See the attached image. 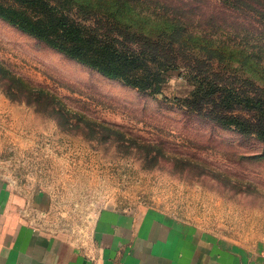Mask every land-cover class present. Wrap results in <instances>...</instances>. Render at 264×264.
I'll list each match as a JSON object with an SVG mask.
<instances>
[{"label": "rangeland", "instance_id": "1", "mask_svg": "<svg viewBox=\"0 0 264 264\" xmlns=\"http://www.w3.org/2000/svg\"><path fill=\"white\" fill-rule=\"evenodd\" d=\"M175 1L199 5L203 18L224 12L222 0ZM0 4L8 9L0 12V62L26 87L11 95L0 80V178L35 225L81 240L105 209L148 210L192 223L239 264L264 260V141L192 112L186 100L202 86L183 67L168 69L150 94L70 53L111 51L94 30L101 0ZM224 17L219 32L233 18ZM247 17L248 31L264 28ZM121 39L115 32L108 44ZM257 49L264 59V46ZM38 88L40 99L29 93ZM243 88L264 94L253 79Z\"/></svg>", "mask_w": 264, "mask_h": 264}, {"label": "trees", "instance_id": "2", "mask_svg": "<svg viewBox=\"0 0 264 264\" xmlns=\"http://www.w3.org/2000/svg\"><path fill=\"white\" fill-rule=\"evenodd\" d=\"M222 1L223 15L233 16L225 32H219L225 29L222 25L227 19L219 16L221 11L219 15L212 13L203 18L206 12L197 4L175 0H101V4L93 8L99 14L95 22L99 27L94 30L102 29L105 46L109 45L111 51L103 54L102 47L90 52L73 48L70 53H76L79 59L105 75L120 78L150 94L160 92L168 69L183 67L202 86L186 100L192 112L264 141V94L243 88L252 79L260 88L264 87V59L257 49L264 46V28L261 27L264 0ZM7 11L0 4V12ZM247 16L261 29L248 31L244 25L249 20ZM26 20L21 22L23 27L24 23H27L25 27L32 25ZM37 31V35L44 38L45 30L39 27ZM115 32L122 39L118 40L119 44H108ZM122 46L126 47V53L119 56L116 52ZM122 62L126 67H122ZM131 63L133 75L130 74ZM150 64L157 69L152 70ZM139 71L147 73L142 77ZM0 77L1 81H6L5 87L11 95H19L26 89L18 84L22 79L1 62ZM29 93L37 99L44 96L41 88ZM253 101L255 106L251 105ZM245 109L252 114L244 115Z\"/></svg>", "mask_w": 264, "mask_h": 264}, {"label": "crops", "instance_id": "3", "mask_svg": "<svg viewBox=\"0 0 264 264\" xmlns=\"http://www.w3.org/2000/svg\"><path fill=\"white\" fill-rule=\"evenodd\" d=\"M88 233L73 240L44 231L0 178V264H239L192 223L148 210L105 209Z\"/></svg>", "mask_w": 264, "mask_h": 264}, {"label": "built area", "instance_id": "4", "mask_svg": "<svg viewBox=\"0 0 264 264\" xmlns=\"http://www.w3.org/2000/svg\"><path fill=\"white\" fill-rule=\"evenodd\" d=\"M93 264H99V263H97V262H93Z\"/></svg>", "mask_w": 264, "mask_h": 264}]
</instances>
